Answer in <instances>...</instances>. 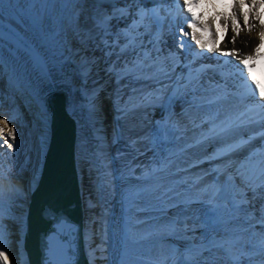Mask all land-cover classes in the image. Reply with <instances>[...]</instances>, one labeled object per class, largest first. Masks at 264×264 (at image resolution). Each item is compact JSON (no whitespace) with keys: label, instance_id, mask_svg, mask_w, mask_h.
I'll use <instances>...</instances> for the list:
<instances>
[{"label":"bare ground","instance_id":"obj_1","mask_svg":"<svg viewBox=\"0 0 264 264\" xmlns=\"http://www.w3.org/2000/svg\"><path fill=\"white\" fill-rule=\"evenodd\" d=\"M172 1L56 0L49 10L62 34L46 49L49 67L43 72L30 67L25 74L6 50L8 68L0 71V223L6 226L0 253L6 259L0 264H28L25 222L49 144L52 92L65 95L77 123L91 264H112L111 222L124 195L126 206L146 212V219L138 220L146 222L135 227L127 220L124 226L127 235L146 237V252L135 258L157 264L165 257L194 255L200 264H231L242 252V264H249V257L260 264L264 200L246 189V180L258 182L249 170L254 164L243 179L235 168L246 164L254 149L263 151L264 127L252 123L242 129L244 140L253 139L230 158L222 152L226 144L211 134L248 108L256 121L264 112L259 107L264 105V0H179L175 8ZM4 3L0 0V13ZM139 11L149 13L142 22ZM105 15L107 32L96 23ZM6 23L24 34L15 22ZM0 39L11 37L0 33ZM85 58L92 61L90 73L83 70ZM145 62L155 67L140 70ZM200 63L208 66L199 69ZM245 191L250 223L236 219L245 212L231 211L233 197ZM172 226L180 230L173 232Z\"/></svg>","mask_w":264,"mask_h":264},{"label":"water","instance_id":"obj_2","mask_svg":"<svg viewBox=\"0 0 264 264\" xmlns=\"http://www.w3.org/2000/svg\"><path fill=\"white\" fill-rule=\"evenodd\" d=\"M47 107L50 139L40 178L30 196L24 250L28 264H91L77 160V123L64 94L52 92Z\"/></svg>","mask_w":264,"mask_h":264},{"label":"snow or ice","instance_id":"obj_3","mask_svg":"<svg viewBox=\"0 0 264 264\" xmlns=\"http://www.w3.org/2000/svg\"><path fill=\"white\" fill-rule=\"evenodd\" d=\"M56 0H5L4 11L0 13V28L3 29L5 37H11V40L0 39V71L5 72L8 68V64L5 60V52L7 50L8 56L11 58L13 64H21L25 74L28 73L29 68H33L39 72H43L49 65L46 62V49L49 42L52 40H59L61 32H56V29L52 25V14L49 10L50 5H54ZM136 3V0H133ZM120 15H123V10H119ZM114 17L117 13L112 14ZM141 22L146 16L149 15L147 12L139 11ZM156 16L157 13H152ZM195 19V18H193ZM15 22L23 31H16L14 28L10 27L8 23ZM97 25L104 32L110 30V21L105 15L103 19L97 20ZM191 27L195 28L193 23ZM62 28V25H61ZM180 32H183V28L180 27ZM31 33V36L27 34ZM91 34H89V37ZM186 42H182L183 44ZM200 43V41H197ZM7 45V49H6ZM105 47L107 49L111 48V45L105 42ZM258 51V49H257ZM62 58V56H61ZM151 57H146V60H151ZM230 63V62H226ZM92 61L85 58L83 70L91 72ZM140 70L147 67H155V65H148L146 62L141 63L139 66ZM238 67V66H237ZM115 69H113L114 71ZM127 71H132L131 69H126ZM164 75H167L166 70L162 69ZM241 70V76H242ZM246 81V77H243ZM241 99H244V95H241ZM264 109V105L259 106ZM252 112L251 108L245 110L241 113L235 120H227L220 124L218 127L212 129L211 138L216 139L217 142H224L226 147L222 149L224 156L231 157V155L237 154L244 150L246 145H249L252 141V137L248 140L243 139L242 129L250 126L252 123H259L261 127H264V112L259 113L261 119L259 121L254 120L247 114ZM215 124V121L213 122ZM261 137L264 138V132H262ZM231 141V142H228ZM11 148L12 145L8 144ZM19 145H17V150H19ZM259 157L258 159H255ZM254 164V168L249 169L250 171H255L256 184H253L251 179L246 180V189L251 191L253 196H259L261 200H264V151L260 152H250L247 156V163L241 164L239 167L235 168L236 174L244 178L245 170L249 168L250 165ZM234 184L235 181L233 180ZM247 191L238 192L231 201V211L233 215L237 213L245 212L246 208L251 204L248 199ZM205 195L214 198L211 193L205 192ZM254 215V214H253ZM237 220L244 219L245 223H250L247 219V213L244 218L236 216ZM262 228H264V208L261 210V216L258 221ZM180 229L178 226H172L173 232H178ZM261 241L257 248V254L260 256V264H264V231L261 232ZM3 239L2 225H0V241ZM0 247L3 244L0 243ZM223 248V245H221ZM203 250L211 251L212 249L204 245ZM179 253V250H177ZM202 254V253H201ZM243 253H237L235 256L231 257V264H242ZM0 258L6 259L3 253H0ZM140 264H151L150 261H140ZM157 264H200L199 259L194 255H186L180 259H173L172 257H165L163 260L157 262ZM249 264H252V259L249 257Z\"/></svg>","mask_w":264,"mask_h":264},{"label":"rangeland","instance_id":"obj_4","mask_svg":"<svg viewBox=\"0 0 264 264\" xmlns=\"http://www.w3.org/2000/svg\"><path fill=\"white\" fill-rule=\"evenodd\" d=\"M126 178L127 177H125V179ZM126 198L127 197L125 195L123 197V200H120L119 198L118 203L116 204L115 214L112 217L113 218L111 222L112 224L111 228L113 232L112 233L113 241L111 246L112 264H131L129 261H127V256H126L127 253H129V256H133L134 260L140 262L142 259L140 257L135 258L134 256L139 255V252H146V237L140 239L133 238L130 235H127L126 228L124 229V226L127 224V220H129L130 224L134 225L135 227L146 222V220H143L142 222L138 221L140 219L139 217L142 216L144 217V219H146V212H144L143 209L138 208L137 205L129 204L128 206H126L129 200V199L126 200ZM125 200L126 203H124ZM135 200L137 199H134V202ZM121 201H123L124 203V208H121L119 206L120 204H122ZM127 216H129V218H127ZM0 225H2V231L3 233H5L6 226L3 225L2 223H0Z\"/></svg>","mask_w":264,"mask_h":264}]
</instances>
